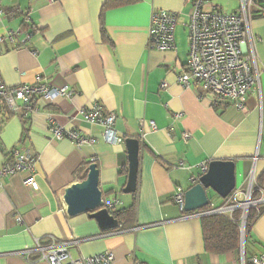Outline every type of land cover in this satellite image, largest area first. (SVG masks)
Instances as JSON below:
<instances>
[{"label": "crops", "instance_id": "crops-1", "mask_svg": "<svg viewBox=\"0 0 264 264\" xmlns=\"http://www.w3.org/2000/svg\"><path fill=\"white\" fill-rule=\"evenodd\" d=\"M107 1L1 0L6 17L0 22V74L5 84L29 85L40 76L54 87H68L73 98H58L53 105L41 100L27 120L11 116L0 130V166L12 163L13 149L24 150L38 158L39 185L37 192L26 186L27 174L3 179L0 264H46L32 263L23 254L37 240L47 244L53 238L69 243L75 259L111 252L116 264H241V251L208 254L200 216L180 211L172 197L178 187L187 191L195 186L190 180L201 176L200 166L216 160L236 163L240 200L252 179L264 192V0H254L250 23L260 89L249 95L243 110L218 101L197 83L183 87L178 82L187 71L193 0H139L108 11L101 22ZM215 6L232 13L239 0L232 6L217 0ZM158 11L179 14L174 50L149 48L151 16ZM18 29L31 34L30 40L22 43L24 34L15 43L5 39L9 30ZM96 103L115 114L118 137L141 143L135 194L123 192L129 171L125 143H108L104 126L82 119L81 111ZM51 122L95 142L77 148L68 139L56 140L49 133ZM184 134L190 135L188 141ZM91 163L98 165L107 199L121 203L120 211L137 204L129 230L103 233L88 214L68 216L65 189L78 183L79 171ZM209 200L210 206L225 202ZM250 234L247 256L264 254V214Z\"/></svg>", "mask_w": 264, "mask_h": 264}, {"label": "built area", "instance_id": "built-area-1", "mask_svg": "<svg viewBox=\"0 0 264 264\" xmlns=\"http://www.w3.org/2000/svg\"><path fill=\"white\" fill-rule=\"evenodd\" d=\"M53 2L54 0H48ZM217 0H193V13L187 23L189 33V57L187 71L179 76L178 82L183 87L199 84L205 92L213 94L218 101H228L237 109H245L248 97L251 93L260 89V73L258 70L255 53V38L251 32V9L254 0H239V7L235 12L224 13L218 6ZM6 17L0 0V22ZM179 24V14L175 12L158 11L151 16L149 35V48L161 52L175 49V31ZM25 25H30V18L25 20ZM25 35L26 42L31 34L23 29L9 30L5 39L11 43L18 41L21 35ZM4 38L0 40L3 42ZM168 87L163 82L162 89ZM58 98H73V93L66 86L57 88L44 82L38 76L33 84H25L17 87L7 86L0 74V127L11 117L16 116L27 120L31 113L37 110V104L42 100L46 105H53ZM82 119L91 125H102L105 128L104 139L110 144L125 143L118 137L114 129L116 116L107 112L103 105L96 103L90 109L81 111ZM151 128L156 130L154 123ZM49 133L56 140L68 139L77 148L84 145H92L95 141L81 133L64 130L51 124ZM190 135L184 134L183 140L188 141ZM12 163L0 166V189L3 188V179L18 174H27L24 184L33 191H39L36 179L35 166L38 158L30 153L13 149ZM201 176L192 177V185L199 183L200 178L208 171V165H201ZM256 193L261 194V199L253 200ZM186 190L176 188L173 194V202L185 212ZM235 189L221 206H212L209 211L197 213L200 218L210 215H228L234 219V214L242 212L239 219L241 247L245 244V226L250 209L264 205V192L252 179L251 185L244 195ZM121 203L115 200H105L107 208L114 217L120 214ZM187 214V213H186ZM188 215V214H187ZM19 224L23 221L17 219ZM69 243L50 239L45 244L37 240L32 249H27L23 254L32 263L44 262L46 264H116V257L111 252L94 255L91 257L73 258L69 252ZM242 253V252H241ZM36 257V260L33 258ZM241 264H264V254L253 256L249 262L242 254Z\"/></svg>", "mask_w": 264, "mask_h": 264}, {"label": "water", "instance_id": "water-1", "mask_svg": "<svg viewBox=\"0 0 264 264\" xmlns=\"http://www.w3.org/2000/svg\"><path fill=\"white\" fill-rule=\"evenodd\" d=\"M128 153L129 171L128 181L124 194H135L138 190L139 166L141 155V143L138 139L125 140ZM236 189V163L234 161H212L208 165V171L203 175L199 183L191 187L185 194V212L193 213L210 205L208 191L215 192L220 198L226 200ZM105 193L100 187V173L98 165L91 163L87 169V178L65 189L64 203L67 206V214L74 217L80 214H88L95 220L103 233L113 232L119 229V221L105 208ZM246 244V240H245ZM245 244L241 252L245 257Z\"/></svg>", "mask_w": 264, "mask_h": 264}, {"label": "trees", "instance_id": "trees-1", "mask_svg": "<svg viewBox=\"0 0 264 264\" xmlns=\"http://www.w3.org/2000/svg\"><path fill=\"white\" fill-rule=\"evenodd\" d=\"M139 2V0H108L101 11V22H103L104 15L113 9H118L126 6L135 5ZM103 36L107 41L108 36L106 34L105 29L102 30ZM5 124V123H4ZM3 124V125H4ZM3 127V126H2ZM0 127V130L1 128ZM90 164H86L78 173L79 182L84 181L87 178V169ZM261 194L256 193L253 196V200L258 201L261 199ZM211 206H207L206 208L199 210L193 213H187L188 215L195 213H204L209 211ZM264 214V205H260L255 209H250L249 216L246 221L245 226V237L246 244L250 239V232L257 222V220ZM137 215V204H133L130 208L124 209L120 211L119 216L117 217L119 221V229L121 231H126L132 228L136 221ZM242 215L241 211H238L234 214V219H231L228 215H210L201 218V226L203 232V240L205 251L208 254L214 255H226L229 253H235L241 251V240H240V226L239 219ZM252 258V257H251ZM245 253V259L247 262L250 259ZM36 260V257L33 258Z\"/></svg>", "mask_w": 264, "mask_h": 264}, {"label": "rangeland", "instance_id": "rangeland-1", "mask_svg": "<svg viewBox=\"0 0 264 264\" xmlns=\"http://www.w3.org/2000/svg\"><path fill=\"white\" fill-rule=\"evenodd\" d=\"M236 0H229V4L232 6L233 4H235ZM208 195L210 198H215V199H219L220 197L217 196V194L211 190L208 191ZM241 257H242V253H241Z\"/></svg>", "mask_w": 264, "mask_h": 264}]
</instances>
